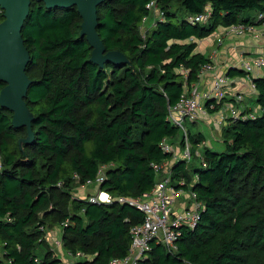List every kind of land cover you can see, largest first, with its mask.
Here are the masks:
<instances>
[{
  "label": "trees",
  "instance_id": "1",
  "mask_svg": "<svg viewBox=\"0 0 264 264\" xmlns=\"http://www.w3.org/2000/svg\"><path fill=\"white\" fill-rule=\"evenodd\" d=\"M152 1L163 19L144 33ZM207 10V22L190 23ZM97 13L107 53L120 51L125 64L100 68L91 61L93 48L81 37L75 7L49 10L32 2L22 30L32 59L27 74L34 86L26 98L32 142L0 105V264H62L46 236L57 227L64 249L87 257L76 264L126 259L131 229L144 216L118 198L152 192L159 182L155 167L172 161L161 144H174L181 130L169 122V108L213 64L197 41L220 27L264 24V0H105ZM253 82L260 113L229 121L224 151L204 147L200 166L173 163L174 188L202 202L197 225L181 228L176 252L153 242L138 264H264V77ZM5 87L0 82V93ZM245 111L243 117L252 114ZM203 139L190 134L195 152ZM101 172L99 190L112 203L73 196Z\"/></svg>",
  "mask_w": 264,
  "mask_h": 264
},
{
  "label": "built area",
  "instance_id": "2",
  "mask_svg": "<svg viewBox=\"0 0 264 264\" xmlns=\"http://www.w3.org/2000/svg\"><path fill=\"white\" fill-rule=\"evenodd\" d=\"M149 9L152 11L153 16H159L158 19H163L162 12L157 10L155 1L150 3ZM210 14L211 11L207 10L203 14L192 16L189 21L190 23H205L209 20ZM261 26L264 27V24ZM254 27L245 24L232 25L227 27L226 34L241 37L254 32ZM218 41L221 42L220 39ZM214 68L213 64L205 66L201 70L199 77L209 73ZM230 69L241 70L248 76L253 75L258 77L264 71V54L255 57H244L238 65L231 66ZM228 80L229 77L224 75L216 77L209 91H197V89H194V91L190 92L191 94H183L175 107L169 108V122L184 133V137L182 138L183 146L180 147L179 145L175 147L169 139H164L161 147H163L166 153H170L173 158L172 161L163 162L162 165L155 167L159 176V182L152 192L144 194L141 198H118L120 203L130 204L137 208L143 214L144 221L142 224L131 229L133 241L130 255L126 259H113L110 264H138L147 258L153 242L166 246L171 252H176L178 250L176 243L181 236V228L184 226L194 228L197 225L200 219V210L203 207L202 202L197 200L194 193L189 192L190 195H187V199L182 203L181 210L178 208V199L180 195H185L186 191L183 189L178 191L174 188L172 166L174 162L179 160H183L190 165L192 164L194 155L202 161V151L196 150L195 152L190 142V135H188L189 130L186 129L185 125L186 123L195 124V122L201 120L203 115H208L211 111L217 109V106L220 105L224 97L223 88L228 84ZM252 89L257 93L256 85L253 81ZM237 101L242 103L244 96H238ZM247 117L255 118L256 114L243 117V115L237 114L234 109L230 108L227 113L220 115L218 122L221 125H225L229 124V121L232 119H246ZM103 181L104 176L103 172H101L96 181H87L85 186L100 185ZM184 184V182L181 183V185ZM102 195L106 196L105 200L102 199ZM89 200L92 203L105 204H110L113 201L107 193L90 197ZM76 258L77 262L87 259L85 255L80 253Z\"/></svg>",
  "mask_w": 264,
  "mask_h": 264
},
{
  "label": "water",
  "instance_id": "3",
  "mask_svg": "<svg viewBox=\"0 0 264 264\" xmlns=\"http://www.w3.org/2000/svg\"><path fill=\"white\" fill-rule=\"evenodd\" d=\"M45 3L47 9H70L75 7L82 17L81 37L86 38L93 48L91 61L104 68L106 63L123 65L126 56L120 51L107 53L106 47L98 33V7L105 0H0V8L4 12L5 21L0 24V82L6 87L0 93V105L13 113V126L17 130L27 129L30 139L34 140L32 123L27 104L29 90L34 83L29 79L27 70L31 55L26 48L22 30L30 18L32 2ZM105 204V203H102Z\"/></svg>",
  "mask_w": 264,
  "mask_h": 264
},
{
  "label": "crops",
  "instance_id": "4",
  "mask_svg": "<svg viewBox=\"0 0 264 264\" xmlns=\"http://www.w3.org/2000/svg\"><path fill=\"white\" fill-rule=\"evenodd\" d=\"M226 30L227 27H220L209 37L197 41V44H199L198 52L205 55L209 59L211 58L215 68L209 73L200 76L199 82L192 86V91H194V89H197V91H209L216 77L223 75L229 77L228 84L223 88L224 97L220 105L217 106L215 111H209L210 114L203 115L200 120V122H202L209 130V134L201 133L204 135V139L197 147V149L200 150H203L204 147L215 150V143L213 140L217 143L222 142V129H224L223 127L227 126L228 123L221 125L218 122V119L221 114L227 113L230 108L234 109V111L239 115H243L247 109L252 111V114L257 115L260 113L256 102L258 93L253 91L252 81H254V79L264 77V71L256 77L253 75L248 76L246 74L229 76L228 70L231 66L238 65L244 57H255L264 54V27L261 25L255 26L254 32L241 37L227 35ZM219 39L221 42L218 41ZM238 96H244V101L242 103L237 101ZM77 196L85 199L84 196H81L79 193ZM180 203L183 202L179 201L178 204L180 205ZM48 234L51 235L50 240L55 241L58 244V248H60L62 246L61 240L63 238L62 228L57 227L52 229L49 233H47V235ZM48 240L47 242L51 246V243H49L50 240ZM59 241H61V243ZM51 250L54 252L52 246ZM63 250L65 249L63 248Z\"/></svg>",
  "mask_w": 264,
  "mask_h": 264
},
{
  "label": "rangeland",
  "instance_id": "5",
  "mask_svg": "<svg viewBox=\"0 0 264 264\" xmlns=\"http://www.w3.org/2000/svg\"><path fill=\"white\" fill-rule=\"evenodd\" d=\"M156 15H158V14H156ZM158 18H159V16H152L150 19H147L146 23L141 28L142 31L144 33L147 32V30H149V27H152V25L156 23V21L158 20ZM188 94H191V93H188ZM30 114H31V111H30ZM31 116H32V114H31ZM185 126H186V129L189 130L188 131V135H190V134L195 135V134H197L199 132L200 133H204V134H207V133L209 134V130L207 129V127L204 126V124L202 122H200V121L195 122V124L186 123ZM224 127H227V126H224ZM25 129H23V130H25ZM218 129H220V128H218ZM182 135L184 137V133L181 130V134L178 137V141H176L173 144L175 147H178L179 146V143L178 142L182 140L181 139ZM25 139H30L31 140V137L29 136V137H27ZM213 141L215 143L214 146H215V150L216 151H219V152L224 151L225 145L223 144V141L221 143H217V142H215V140H213ZM194 164H195V166H200L201 163H200V159L198 157L193 159L192 165H194ZM0 167H1V162H0ZM78 193L81 196H84V198L86 199V198H90V197L99 196V195H101V193H105V192H100L98 185H95L94 184L92 186H82V187L80 186L79 188L76 189V191L73 194V196H77ZM187 195H190L189 192H186L185 195H180L178 202L179 201L184 202L187 199L186 198ZM182 206H183V204L180 203V205L178 206V208H180ZM49 232H50V230L47 233H49ZM46 236H47V240H48V238L50 240L51 235L48 234ZM61 241H59V242L61 243ZM49 243H51V246L53 247L56 256L62 261V264H76L77 263V258L76 257L72 256L70 253H68L67 251L63 250V248H64L63 245L60 248H58V244L55 241L50 240ZM51 246H50V248H51ZM39 253L41 255V254H43V251L40 250ZM0 256H2L1 252H0Z\"/></svg>",
  "mask_w": 264,
  "mask_h": 264
},
{
  "label": "bare ground",
  "instance_id": "6",
  "mask_svg": "<svg viewBox=\"0 0 264 264\" xmlns=\"http://www.w3.org/2000/svg\"><path fill=\"white\" fill-rule=\"evenodd\" d=\"M102 199L105 200L106 199V196L105 195H102Z\"/></svg>",
  "mask_w": 264,
  "mask_h": 264
}]
</instances>
